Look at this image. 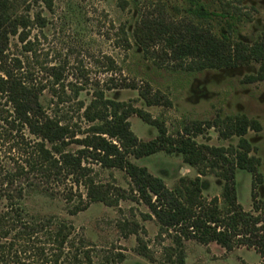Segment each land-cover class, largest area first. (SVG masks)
Returning a JSON list of instances; mask_svg holds the SVG:
<instances>
[{
  "label": "trees",
  "instance_id": "trees-1",
  "mask_svg": "<svg viewBox=\"0 0 264 264\" xmlns=\"http://www.w3.org/2000/svg\"><path fill=\"white\" fill-rule=\"evenodd\" d=\"M234 1L230 9L222 8L220 17L229 16L224 22L225 33L214 34L206 21L210 15L199 8L190 10V15L204 21L168 22L163 17L143 20L135 28L133 37L144 48L161 44L159 59L175 70L202 72L256 63V74L247 76L243 82L264 81V33L252 43L226 35L227 30L233 31V20L240 21L244 16L238 8L243 0ZM46 3L50 8V1ZM29 7L23 0H0V101H4L3 107L9 113L10 120L5 118L8 126L18 132L26 131L34 138L30 146L24 142L14 174L6 172L0 177V264H94L89 247H77L73 243L74 228L69 222L55 217L28 218L21 206L27 195L43 194L52 198L54 187L68 184L70 193L71 187L85 191V198L79 195L76 203L72 194L63 196L69 216L85 211L92 203L108 207L121 200L143 204L150 213L147 217L157 223L159 235L171 238L173 259L169 256L170 264H186L183 249L186 241L203 246L215 243L227 252L239 247L251 248L264 264V204L256 202V193L252 192L253 210L245 212L237 202L235 186L237 170L251 174L253 188L263 181L260 158L246 139L249 131L261 132L260 123L245 115L216 117L194 121L169 135L164 124L143 109L107 98V92L137 89L125 78L118 81L110 77L91 90L87 104L79 102L78 111L83 109L80 118L87 128L76 130V126L64 122L57 113V108L66 101L63 100L64 68L43 69L53 79L52 86L62 91L56 93L54 90L58 101L46 104L42 100L46 86L37 81L30 66H24L20 56L9 53L12 39L22 44L24 54L31 53L30 31L36 25L44 27L40 15L29 16ZM117 40L123 50L130 49L128 33L123 26L117 31ZM106 59L105 73H112L114 64L110 58ZM86 83L71 84L75 98L87 89ZM139 97L146 107L171 106L160 93L150 96L147 91L139 92ZM131 116L154 127L156 138L138 139L130 130L128 120ZM211 129L221 139L237 138V144L217 147L197 142L198 137ZM72 145L77 149L68 150ZM159 152L180 155L182 163L195 169L197 175L192 179L182 176L173 189H168L160 178L130 161V158L141 159ZM94 164L105 170L123 171L129 179V194L122 188L96 182ZM205 176L222 182L219 197L204 198L201 178ZM140 248L146 250L145 246ZM141 249L140 254L145 256Z\"/></svg>",
  "mask_w": 264,
  "mask_h": 264
},
{
  "label": "rangeland",
  "instance_id": "rangeland-1",
  "mask_svg": "<svg viewBox=\"0 0 264 264\" xmlns=\"http://www.w3.org/2000/svg\"><path fill=\"white\" fill-rule=\"evenodd\" d=\"M23 1L25 6H30L31 18L40 15L44 19V27L36 25L31 29L28 38L32 46L31 53L24 54L22 44L15 39L10 42L9 53L11 56H20L24 66H30L37 81L46 86L42 99L46 104L58 101L54 90L56 93L62 91L60 87L52 86L53 79L43 69L51 66L64 68L63 100L66 101L57 108L59 118L76 126V130L86 129L85 122L80 118L83 109L78 111L79 102L87 104L91 90L110 77L118 81L125 78L127 83L137 89L107 92V98L143 109L153 119L162 122L169 135H174L194 121L244 114L258 121L262 128L260 133L249 131L246 139L256 149V155L261 160L259 171L263 181L253 188L251 174L237 170L236 198L245 212L253 210L252 192L256 193L255 201L264 204V81L253 84L242 82L247 76L256 74L258 65L202 72L175 70L159 59L163 49L161 44H150L144 48L133 37L135 28L143 20L163 17L168 22L204 21L190 15V10L200 5L210 15L211 20L206 21L212 32L220 34L226 24L211 14H218L221 6L232 0H48L50 8L46 0ZM238 8L245 16L237 22L235 31L227 30L226 35L252 43L259 33L264 32V0H244ZM120 26L128 33V50L118 46L117 31ZM106 58H110L114 64L112 73H105L108 65ZM84 83L87 89L75 98L71 84L79 86ZM146 91L150 96L160 93L171 102V106L146 107L139 97V92ZM3 105L4 101L1 100L0 177L6 172L14 174V168L21 160L24 142L30 146L34 141L26 131L18 132L8 126L5 118L10 120L9 113H6ZM128 121L130 130L138 139L150 141L156 138L157 130L136 116H131ZM196 140L217 147L236 145L238 141L235 137L221 139L213 129ZM75 149L77 147L74 145L68 148L70 151ZM130 161L160 178L168 189H173L182 176L192 179L197 175L195 169L182 163L178 154L159 152L141 159L130 158ZM92 168L96 182L110 188H122L129 194V179L123 171L105 170L97 164L92 165ZM201 185L205 199L220 196L222 182L213 176L202 177ZM71 188L70 193L69 184L54 187L52 198L43 194L27 195L21 206L28 218L42 220L55 217L69 222L74 228L71 236L73 243L77 247L88 246L94 264H170L169 256L173 259L170 255L171 238L166 234L159 235L157 223L147 217L150 213L143 204L127 200H121L112 207L92 203L85 211L69 216L63 196L72 194L75 203L79 195L85 198L83 188ZM138 238L140 241H137ZM139 246H145L146 250ZM140 249L146 257L140 254ZM183 249L186 264H263L251 248L239 247L227 252L215 243L203 246L195 241H186Z\"/></svg>",
  "mask_w": 264,
  "mask_h": 264
},
{
  "label": "flooded vegetation",
  "instance_id": "flooded-vegetation-1",
  "mask_svg": "<svg viewBox=\"0 0 264 264\" xmlns=\"http://www.w3.org/2000/svg\"><path fill=\"white\" fill-rule=\"evenodd\" d=\"M244 1V0H243ZM225 6H227L229 9H230V2L229 3H226L224 6H221V12H222V8H225ZM200 8V10L201 11H204V6L203 5H200V6H198V8H194V10L193 11H196V10H198ZM221 12H219L218 14H215L214 12L211 14L212 15V17H216V18H220V19H222V21L223 22H225V21H227V20H229V16L227 15V16H224V17H220V16H222L221 15ZM208 14V13H207ZM209 15V14H208ZM245 16V15H244ZM233 22H234V24L232 25V30L233 31H235L234 30V28H235V25L237 24V22L238 21H236V20H233ZM224 33H225V29H224ZM262 33H264V32H261V33H259V35L260 34H262ZM257 38V37H256ZM242 42H244V43H247V42H245V41H242ZM251 64H256V63H251ZM251 64H249V65H251ZM249 65H244V66H249ZM258 65V64H257ZM244 66H238V67H244ZM238 67H236V68H238ZM223 69V68H222ZM230 69H235V68H230ZM217 70H219V69H217ZM244 81V80H243ZM242 81V82H243ZM244 83V82H243ZM249 84V83H248ZM250 84H253V83H250ZM241 115H244V114H241ZM260 133V132H259ZM247 135V134H246ZM261 161V160H260ZM260 166H261V164H260ZM260 169V168H259Z\"/></svg>",
  "mask_w": 264,
  "mask_h": 264
}]
</instances>
